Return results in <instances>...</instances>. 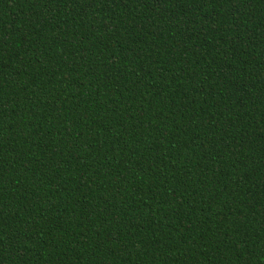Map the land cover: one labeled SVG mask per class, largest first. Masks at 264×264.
Segmentation results:
<instances>
[{"label": "trees", "instance_id": "trees-1", "mask_svg": "<svg viewBox=\"0 0 264 264\" xmlns=\"http://www.w3.org/2000/svg\"><path fill=\"white\" fill-rule=\"evenodd\" d=\"M0 264H264V0H0Z\"/></svg>", "mask_w": 264, "mask_h": 264}]
</instances>
